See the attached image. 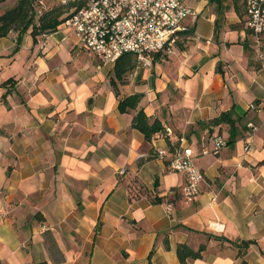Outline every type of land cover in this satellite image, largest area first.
<instances>
[{"label":"crops","instance_id":"0c3cea01","mask_svg":"<svg viewBox=\"0 0 264 264\" xmlns=\"http://www.w3.org/2000/svg\"><path fill=\"white\" fill-rule=\"evenodd\" d=\"M183 2L174 52L121 79L64 23L36 42L30 28L18 45L17 32L0 37V264H179L178 244L204 245L184 264H264V37L245 26L244 0ZM137 92L164 128L150 139L136 110H118ZM225 111L231 140L228 122L206 124ZM217 135L227 144L212 154ZM166 138L203 173L192 202L156 155Z\"/></svg>","mask_w":264,"mask_h":264},{"label":"built area","instance_id":"2783aa9c","mask_svg":"<svg viewBox=\"0 0 264 264\" xmlns=\"http://www.w3.org/2000/svg\"><path fill=\"white\" fill-rule=\"evenodd\" d=\"M244 7L245 26L260 40L264 37V0H244ZM191 13L183 0H85L63 23L73 28L81 48L103 62L115 63L123 53H131L139 66L149 67L152 54L174 52L180 33L186 30L183 20ZM247 126L252 132L256 129L252 123ZM165 133L169 137L171 131L166 129ZM250 136L246 137L245 151L250 150ZM226 144V140L217 135L213 137L210 152L216 154ZM156 155L166 162L170 171L184 175L181 198L186 202L197 199L203 173L195 164L191 146L179 142L170 150L158 148ZM164 207L170 213L173 203L166 200ZM209 226L217 231L222 229L216 222Z\"/></svg>","mask_w":264,"mask_h":264},{"label":"trees","instance_id":"16d2710c","mask_svg":"<svg viewBox=\"0 0 264 264\" xmlns=\"http://www.w3.org/2000/svg\"><path fill=\"white\" fill-rule=\"evenodd\" d=\"M4 1L6 0H0V3ZM84 2L73 1L68 6L60 4L39 10L38 6H40L41 0H16L15 4L5 8L0 13V37L7 36L11 32H17L16 43L18 45L22 35L30 28V35L32 36L33 42H36L37 36L55 31L69 16L81 8ZM71 8L73 9L70 10ZM155 54L156 53L152 54V61ZM135 65L136 60L133 54L123 53L115 61L113 73L117 79H121L127 72H130ZM141 96L142 93L137 92L120 98L118 100V110L119 112H125L129 109L136 110L132 118V126L142 132L146 139H150L155 132L163 131L164 128L160 121L157 119L150 121L144 111L138 108V102ZM221 122L229 123V140L235 138L238 131L235 127V121L231 118V113L229 111L221 112L217 117L206 122V124L214 125L220 124ZM166 140L168 149H172L174 145L168 138H166ZM249 243H251V241H241L240 246L244 248L247 247ZM203 250V244L196 250L185 244H178L176 253L179 264H184L185 260L188 258L200 257ZM32 264L47 263L45 261H40ZM241 264H245V261L243 260Z\"/></svg>","mask_w":264,"mask_h":264},{"label":"rangeland","instance_id":"374dc122","mask_svg":"<svg viewBox=\"0 0 264 264\" xmlns=\"http://www.w3.org/2000/svg\"><path fill=\"white\" fill-rule=\"evenodd\" d=\"M73 1H75V2H78V1H80V2H84V0H41V4H40V6H38V9L39 10H41V9H44V8H50V7H52V6H55V5H60V4H63V5H69L71 2H73ZM13 2V0H8L7 1V3L6 4H9V3H12ZM42 5H43V7H42ZM4 5L2 4H0V10H1V8L3 7ZM73 8H71L70 10H72ZM38 11V10H37ZM150 67V66H149ZM144 68V67H143Z\"/></svg>","mask_w":264,"mask_h":264}]
</instances>
